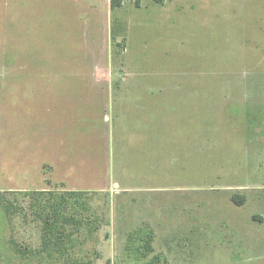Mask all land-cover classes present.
<instances>
[{
  "label": "rangeland",
  "instance_id": "obj_1",
  "mask_svg": "<svg viewBox=\"0 0 264 264\" xmlns=\"http://www.w3.org/2000/svg\"><path fill=\"white\" fill-rule=\"evenodd\" d=\"M109 1L0 0V191L95 193V264H264V0Z\"/></svg>",
  "mask_w": 264,
  "mask_h": 264
},
{
  "label": "trees",
  "instance_id": "obj_2",
  "mask_svg": "<svg viewBox=\"0 0 264 264\" xmlns=\"http://www.w3.org/2000/svg\"><path fill=\"white\" fill-rule=\"evenodd\" d=\"M124 1L110 0L109 6L115 9ZM94 195L76 190L0 191V213L4 220L10 221L12 215L21 212L24 221L31 220L39 233L36 246L29 250H22L12 239L5 240L13 259L16 257L24 264H95L101 258L97 234L105 219L93 206ZM232 201L242 206L244 197L235 194ZM141 241L145 257L153 251L152 236L147 235ZM105 264H111L110 260Z\"/></svg>",
  "mask_w": 264,
  "mask_h": 264
}]
</instances>
